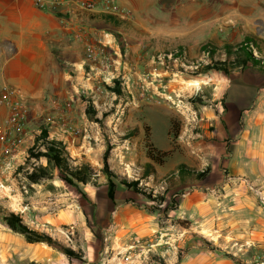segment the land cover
Here are the masks:
<instances>
[{
  "label": "rangeland",
  "instance_id": "obj_1",
  "mask_svg": "<svg viewBox=\"0 0 264 264\" xmlns=\"http://www.w3.org/2000/svg\"><path fill=\"white\" fill-rule=\"evenodd\" d=\"M221 1L51 5L55 15L71 17L68 42L74 45L68 52L52 50L59 60L58 89H48L54 101L47 106L42 99L39 108L45 111L28 123L22 164L2 181L0 264H180L202 249L233 256L234 264H264V243L255 240L232 202L218 204L225 194L228 148L214 129L225 128L235 103L234 110L243 111L236 125L242 126L256 93L264 90V77L252 62L246 70L232 67L240 46L264 61L244 42L253 40L264 50V24L251 19L264 16V0H243L248 21L227 14ZM204 45L213 48V61L201 51ZM225 45L231 46L230 57ZM217 62L229 74L208 69ZM114 82L119 95L107 89ZM242 89H250L252 99L232 102L230 94ZM144 128L149 142L168 152L149 176ZM169 128H177L176 140ZM44 141L61 144L68 156L62 168L51 161ZM1 212L18 216L29 230L47 234L75 256L12 232Z\"/></svg>",
  "mask_w": 264,
  "mask_h": 264
},
{
  "label": "crops",
  "instance_id": "obj_2",
  "mask_svg": "<svg viewBox=\"0 0 264 264\" xmlns=\"http://www.w3.org/2000/svg\"><path fill=\"white\" fill-rule=\"evenodd\" d=\"M69 1L0 0V93L3 89L11 87L27 98V135L30 132L28 123H31L32 115L45 111V108H39L40 103L47 98V106L51 105L54 95L49 93V87L55 85L57 90L59 86L56 71L59 68V60L52 50H73L74 43L68 42L73 30L69 25L71 17L64 19L50 10L52 4L63 6L68 5ZM223 1L218 2V5L236 6L234 14L230 10L231 7H227V14H233L236 19L250 20L247 10L241 8L243 0H225L228 2L226 4H223ZM251 19L258 26L264 24V16L259 15ZM261 52L264 53V50ZM249 93L250 89H242L237 94H230L229 99L232 102L237 100L244 103L251 98ZM255 98V108L250 112L249 118L243 121L242 126L236 125L239 122L237 118L243 111H235L239 105L235 103L234 109L230 110L226 118L225 128H214L220 144L227 145L228 148L224 161L227 171L223 182L224 200H219L218 204L228 205L232 202L231 209L238 212L243 222L248 224L255 240L264 243V206H261L258 197L249 188L251 185L264 192V90L256 93ZM0 114L3 116V108H0ZM27 142L26 137L22 142V149ZM193 205V201L186 204L190 209ZM180 264L234 263L202 249L198 252L195 250L192 255L189 253Z\"/></svg>",
  "mask_w": 264,
  "mask_h": 264
},
{
  "label": "trees",
  "instance_id": "obj_3",
  "mask_svg": "<svg viewBox=\"0 0 264 264\" xmlns=\"http://www.w3.org/2000/svg\"><path fill=\"white\" fill-rule=\"evenodd\" d=\"M93 19V18H92ZM113 19V18H110ZM115 20V19H114ZM244 42L246 44H252L253 47H255L256 51L258 54H264L261 52V50L257 49V43H254V41L252 40H248V39H244ZM224 50H225V54L226 56L230 57L231 56V46L230 45H225L224 46ZM201 51L206 53V55H208L210 57V60L213 61V57H214V51L213 48H211L210 46H202L201 47ZM237 54L236 55V64L232 65V67L236 66L238 69L240 68H244L245 70L249 68V64L250 62L253 63V65L255 66V68H257L258 70V74L261 75V77H264V61H261L259 59L253 58L251 56V52L249 50L248 47H243L240 46L239 49H236ZM262 59H264V57H261ZM224 62L226 60H223ZM227 63V62H226ZM213 65L216 66H208V69H214L216 71H220L223 72L225 75L229 74V69L225 63L224 64H220V62H217ZM109 91H111L112 93H115L116 95H119V85L114 82V87L113 88H107ZM90 111L91 109L88 108L86 114L90 115ZM149 128H144V133H145V139H146V149H147V159L149 162H147L144 165V170L145 173L147 174V176H149L151 173H153V168L155 166L161 167L165 161V158L168 155V152H162L157 150L151 142H149V137H150V132H149ZM47 132L46 130L42 131V137H46ZM168 135L171 137L172 140H176L179 136L178 130L177 128H169L168 129ZM43 147L46 149V152L49 154L50 153V158L51 161H53V163L55 164L56 167L58 168H62L63 164L65 163V161L68 160V156L67 154L64 152V150L61 148V144L58 142H43ZM38 157V156H37ZM180 168H183L182 165L179 166ZM107 171V169L105 170ZM81 174L80 173H76L73 174L74 177H76L77 179H80L79 176ZM31 179L34 181L35 178L31 177ZM80 182L84 181V180H78ZM109 191H108V196L110 199H113V189H114V185L111 181H109ZM134 184H126V186H133ZM1 214L4 216V222L6 224V227L11 230L14 233H17L19 235H22L23 237H25L29 242L31 243H43L46 244L49 247H52L54 249H56L57 251L61 252L62 254H64L66 257L68 258H73L75 256L74 252L68 248H64L62 246H60L57 242L53 241L52 238H50L47 234H40L34 231L29 230L22 222L21 220L18 218V216L12 214V213H4L1 212ZM231 260L233 261H237L233 256H228ZM180 258L178 257V260ZM238 264H240L238 262Z\"/></svg>",
  "mask_w": 264,
  "mask_h": 264
},
{
  "label": "built area",
  "instance_id": "obj_4",
  "mask_svg": "<svg viewBox=\"0 0 264 264\" xmlns=\"http://www.w3.org/2000/svg\"><path fill=\"white\" fill-rule=\"evenodd\" d=\"M27 104L25 95L14 88L7 87L0 93V108L4 109L3 116L0 114V193L5 189L2 181L16 170L17 163L22 164V142L28 137ZM249 188L264 205V192L251 185Z\"/></svg>",
  "mask_w": 264,
  "mask_h": 264
},
{
  "label": "bare ground",
  "instance_id": "obj_5",
  "mask_svg": "<svg viewBox=\"0 0 264 264\" xmlns=\"http://www.w3.org/2000/svg\"><path fill=\"white\" fill-rule=\"evenodd\" d=\"M232 6V5H231ZM231 6H228V7H231ZM228 13V12H227ZM234 14V13H233ZM194 85H197V83L196 82H194Z\"/></svg>",
  "mask_w": 264,
  "mask_h": 264
}]
</instances>
